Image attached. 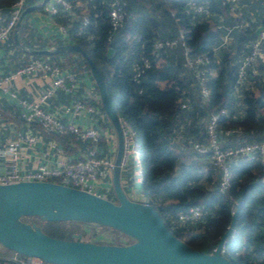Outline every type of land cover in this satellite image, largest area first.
Returning a JSON list of instances; mask_svg holds the SVG:
<instances>
[{"label": "trees", "instance_id": "16d2710c", "mask_svg": "<svg viewBox=\"0 0 264 264\" xmlns=\"http://www.w3.org/2000/svg\"><path fill=\"white\" fill-rule=\"evenodd\" d=\"M14 1L0 0V10H11ZM37 1L25 0L24 6L34 4L35 7L30 11L41 10L43 3L38 4L40 1ZM66 1L70 3L69 10L58 7L57 12L48 15L56 24L65 26L63 40L44 45H28L42 48L75 42L94 62L109 89L118 117L134 131L140 168V180L136 184L141 200L152 204L174 236L201 252L212 251L236 209L233 228L224 241L222 255L233 264H264V161L243 157L229 161L228 185L223 192H218L215 186L205 188L200 181L204 169L202 161L205 158L209 168L217 174L210 163V153L207 150L199 152L192 147V142L204 141L205 119L210 112L219 109L224 112L218 116L217 127L221 130H238L237 135L226 134L221 138L223 146L264 138V44L261 45L262 54L246 68V76L237 92L234 89L239 61L248 53L249 42L255 37L253 29L237 25V19L225 0H206L207 15L186 11V0H154L155 8L161 9L160 15L170 24L171 29L164 36L159 35L147 14L137 10V19L131 2L138 0H121L125 15L122 24L116 29H109V0H90L84 13L78 12L75 0ZM82 16L86 18L83 25ZM219 23L231 26L230 32L235 35V40L234 36L230 35V38L235 45L231 46L232 42L218 45L225 32L216 27ZM132 31L134 34L130 35ZM179 31L191 54H202L208 58L201 66L206 76L205 96L200 94L194 72L183 65L180 45L153 49L155 40L174 38ZM239 41L240 45L243 43L241 49L237 46ZM222 46L226 50H221ZM108 47L112 49L109 55L106 54ZM233 48L238 53L240 50L235 64H231ZM162 53L176 56L156 62V57ZM23 54L49 60L60 59V64L74 71L76 77L79 71L84 70L96 91L87 63L77 51ZM143 59L147 60V66H142ZM134 63L142 68L137 80L132 76ZM215 66L216 74L210 77L209 72ZM251 68L255 70L254 73ZM159 79L165 80L164 86L157 84ZM62 93L69 98L64 102L68 103L76 96H81L83 90L78 87L72 96ZM236 93L242 95V106L237 111L233 101ZM193 96L199 98L197 105L201 106L200 110L192 107ZM98 106L102 111L101 105ZM198 111L205 112V117L203 122L195 124L193 119ZM108 124L111 126L109 121ZM46 136L64 145L74 144L81 148L91 146L88 141L75 138L69 133L47 132ZM173 142L178 145V149L173 147ZM94 145L101 154L104 153L103 137ZM183 148L189 149L185 151ZM111 191L110 187V192L108 189L106 192L100 190L99 193L114 200ZM193 204L202 206L198 219L184 223L169 221ZM24 218L27 221L36 220L44 232L56 237H59L60 231L75 229L76 225L91 226L70 220H42L33 215ZM103 227L115 232L110 227Z\"/></svg>", "mask_w": 264, "mask_h": 264}, {"label": "built area", "instance_id": "2783aa9c", "mask_svg": "<svg viewBox=\"0 0 264 264\" xmlns=\"http://www.w3.org/2000/svg\"><path fill=\"white\" fill-rule=\"evenodd\" d=\"M229 3V10L233 11L236 0H225ZM123 2L121 0H109L108 22L109 29H116L122 24L124 11L122 9ZM25 5V0H15L7 19L0 22V43L8 39L15 21ZM206 0H186V11L194 14H208ZM260 6V29L249 42V51L239 61L236 72L235 92L238 86L242 83L246 76V68L251 66L256 57L262 54L261 43L264 41V0H259ZM69 10L70 3L66 0H46L42 4L41 10L51 15L57 12V8ZM86 18L82 16L81 24H85ZM240 27L241 23H237ZM236 25V26H237ZM218 28L225 30L221 36V41L218 45H224L230 39L228 33L231 26H226L221 23L217 24ZM56 29L62 35H65L66 28L64 25L56 24ZM80 30V29H79ZM77 30V32H79ZM180 45L182 47L183 65L194 72L195 80L199 86V91L202 96L207 94L205 85V72L201 68L208 61V58L202 54H191L188 47L182 39V32L179 31L176 37L163 40H155L152 44L153 49L165 46L168 48ZM60 59L49 60L31 56L21 65L15 67L13 71L0 75V92L6 93L11 99L15 100V104L19 108L18 117L21 120L22 126H2L7 129L8 136L4 143L0 146V158L4 159L5 166L0 172V183H6L16 180H48L61 184L69 185L88 192L101 195L99 192L102 188L108 190L110 185V175L112 168V160L114 155L113 145H115V134L109 136L112 142L110 151L101 154L94 145L101 137V132L98 127L93 124L83 125L73 121V118L81 114H92L95 110L94 101L91 95L84 93L81 96H76L68 103H62L56 111H48L42 105L56 91L68 93L70 96L75 95L77 88L81 87L74 71L60 64ZM147 60H142V66H147ZM133 78L135 80L142 68L138 64H132ZM252 73L254 69H250ZM37 75L42 80L47 81V85L42 89L36 99H27L16 95L14 90L10 89V82L19 76ZM264 81V74L262 75ZM223 109L212 111L205 119L204 133L205 139L202 142H192V147L199 151H208L210 163L216 170L215 187L218 192H223L229 182L228 162L237 157H243L247 160L264 161V138L257 140H246L235 142L231 145L223 146L221 138L226 134H238V130L219 129L217 127V119ZM60 113L66 115L61 118ZM4 120V115L0 110V124ZM120 127L122 130L123 150L120 162V168L131 164L132 178L135 182L140 180V168L138 162V148L135 139L134 131L119 118ZM37 125V126H33ZM1 127V126H0ZM52 132L58 134H72L75 138L88 141L91 143L89 148L84 150V155L77 159L68 161L62 157H57L52 165L46 162L36 160L33 167L25 169L21 163L23 156L31 148H36L40 143L38 131ZM6 131V132H7ZM37 144V145H36ZM46 148L53 150L55 153H61L62 148L57 144L55 139H49L46 142ZM130 198V197H129ZM132 199V198H131ZM144 201V200H140ZM145 202V201H144ZM202 206L193 204L187 207L185 211L178 212L174 218H170V222L184 223L192 222L200 217ZM219 252L223 254L224 243L221 244ZM0 264H51L43 259L30 256L18 255L13 252L12 255L4 257L0 256Z\"/></svg>", "mask_w": 264, "mask_h": 264}, {"label": "water", "instance_id": "95a60500", "mask_svg": "<svg viewBox=\"0 0 264 264\" xmlns=\"http://www.w3.org/2000/svg\"><path fill=\"white\" fill-rule=\"evenodd\" d=\"M46 0H40L42 4ZM35 7L24 6L12 28L14 44L30 55L77 51L86 61L101 108L115 134L110 185L114 200L48 180H16L0 183V245L21 255L36 256L51 264H233L219 249L230 234L236 209L211 252H201L174 236L151 203L129 198L120 184L123 150L119 117L109 89L94 62L75 42L34 48L21 44L18 28L23 16ZM260 26L256 28L255 34ZM112 49L108 47L106 54ZM70 220L91 226H107L126 241L100 243L64 239L44 232L35 221Z\"/></svg>", "mask_w": 264, "mask_h": 264}, {"label": "crops", "instance_id": "0c3cea01", "mask_svg": "<svg viewBox=\"0 0 264 264\" xmlns=\"http://www.w3.org/2000/svg\"><path fill=\"white\" fill-rule=\"evenodd\" d=\"M38 0L37 2H39ZM257 4L258 10L260 12L259 0H237L235 3L234 10L231 12L236 17V23H241L243 28H252L254 33L257 27L260 24V15L258 17L253 16L250 10V2ZM75 6L79 13L85 12V6L83 5L82 0H75ZM9 10H0V22H3L9 16ZM260 14V13H259ZM21 28H18V40L21 44L25 46L32 45H44L50 42L62 41L63 35L59 33L56 29V22L52 20V18L48 17L41 10H33L26 13L21 20ZM231 39V38H230ZM31 42V43H26ZM230 42L227 40L225 44ZM47 47V46H45ZM43 48V47H42ZM17 49V50H16ZM30 58L29 56H25L23 51L17 48L12 39V31L4 42L0 43V75L7 74L19 65H21L25 60ZM77 80L82 86V90L84 93H88L91 95L92 101H94L95 110L92 114H81L73 118V121L78 124L89 125L93 124L98 127L101 132V137L104 140V153H108L110 151V145L112 142L109 140V136L114 133L111 126L108 124V119L106 118L103 111L99 109V98L97 95V90L95 91L92 85V81L88 78V75L84 70L79 71V76L77 75ZM47 85V81L42 80L37 75H23L17 78H14L9 86L11 90L16 92V95L19 97H24L27 99H36L38 93L44 89ZM256 92V91H254ZM240 94L236 93V97ZM69 100V98L64 95L61 91H56L48 100L42 105L48 111H56L58 110V106L64 102ZM241 108V107H240ZM0 110L4 115V120L0 124V146L6 140L8 136V131L6 128L2 126H22L21 120L18 117L19 108L15 104V100L11 99L6 93L0 92ZM61 118H65L66 115L64 113H60ZM100 123H103V126H100ZM37 126V125H33ZM7 131V132H6ZM47 133V132H46ZM45 131H38L40 136V143L36 146V148H30L25 155L23 156V161L21 165L27 169L33 167V164L36 160L43 161L52 165L54 160L57 157H62L68 161H72L74 159L79 158L84 155V150L86 148H81L80 146L72 145H64L61 141L55 140L57 144L62 148L61 153H55L53 150L46 148V142L51 139L46 136ZM115 147V145H113ZM5 166V162L3 158H0V172L3 171ZM133 167L124 166L120 168V184L122 189L127 196L133 198L134 200H141L142 196L140 194L139 188L132 178ZM130 176V177H129ZM127 178H132L131 183H127ZM130 185V186H129ZM12 251H5L1 253L2 256L7 257L12 255Z\"/></svg>", "mask_w": 264, "mask_h": 264}, {"label": "rangeland", "instance_id": "374dc122", "mask_svg": "<svg viewBox=\"0 0 264 264\" xmlns=\"http://www.w3.org/2000/svg\"><path fill=\"white\" fill-rule=\"evenodd\" d=\"M89 1L90 0H83V5L85 6V8L88 6ZM250 4H251L250 5V10L252 12V15L258 17L260 15L259 14L260 12L258 10L257 4L255 3V1L253 3L250 2ZM131 6H132L131 8L136 12L135 14H137V10H140L142 13H144V15L147 14L146 16L151 18V22H153L154 26L157 28L156 31L159 33V35L164 36L171 29L169 27L170 24L164 19V17H162L160 15L161 9L157 10L155 8V1L154 0L133 1V2H131ZM136 16H137V19H138L139 15L137 14ZM133 34H134V32L132 31L130 33V35H133ZM228 35L229 36L231 35L232 37L234 36V40H235V35L234 34H231V32H229ZM231 42H232V44H231V46H232L234 44V41H232V39H231L229 43H231ZM26 43H31V42H26ZM263 44H264V41L261 43V45H263ZM236 45H237V42H236ZM242 45H243V43H241V45H240V41H239L237 46H240V49H241V48H243ZM228 46H229V44H228ZM223 47L224 46L221 47L222 48L221 50H226V49H223ZM231 52H232L233 57H234V58L231 59V64H235V58H236L237 55H239L240 50H239V53H238V52H235L234 48H233ZM170 54L169 53H162L160 56H157L155 60H156V62H160V61H163L164 59L166 60V58L168 59L169 57H171L173 59L176 56L175 54L174 55L173 54L170 55ZM216 71H217V67L215 66V68H212L210 70L209 76L210 77H214L215 74H216ZM165 83L166 82H165L164 79H159L157 81V84L159 86H164ZM257 84H259V83H257ZM257 84H256V86H257ZM241 96L242 95H239L238 97L233 96V101H234V105H235L236 111L240 110V107L242 106L241 105V98H242ZM199 102H200L199 98L194 97V96H193V98H191L192 107H194V108H196L198 110L201 109V106L197 105ZM204 117H205V112L203 113V112H199L198 111V114L196 116H194L193 121H194L195 124H198L200 121L203 122L202 120L204 119ZM99 124H100V126H103V123L99 122ZM183 126H179V127L184 128ZM173 147L176 148V149L179 148L178 145H176L175 143L173 144ZM188 149L189 148H185L184 150L186 151ZM185 151H184V153H185ZM202 163H203L204 169H203L202 177L200 179L201 185H203L205 188H208V187L212 188V187L215 186V180H216L215 171H213L212 169L209 168V164H208L206 158L203 159ZM127 165L130 166V163L127 164ZM131 181H132V178H127V183H131ZM108 189H109V192H110V188H108ZM101 190L103 192L107 191V190H105V188H102ZM126 195H127V193H126ZM112 196H113V193H112ZM113 198H114V196H113ZM35 222L37 223L36 220H35ZM58 236H59V238H64V239L91 240V241L100 242V243H115V242H122V241H126L127 240V238L124 237L123 235H119L116 232H114V231H112V230H110V229H108L106 227H103V226L86 227L84 225H76L75 229H68V230H65V231H60ZM7 250L11 251V250H9V249H7V248H5V247L0 245V256H2L1 253H4Z\"/></svg>", "mask_w": 264, "mask_h": 264}, {"label": "clouds", "instance_id": "9594fccd", "mask_svg": "<svg viewBox=\"0 0 264 264\" xmlns=\"http://www.w3.org/2000/svg\"><path fill=\"white\" fill-rule=\"evenodd\" d=\"M226 239V238H225ZM224 243V242H223Z\"/></svg>", "mask_w": 264, "mask_h": 264}]
</instances>
